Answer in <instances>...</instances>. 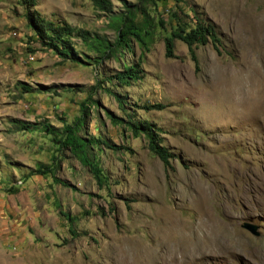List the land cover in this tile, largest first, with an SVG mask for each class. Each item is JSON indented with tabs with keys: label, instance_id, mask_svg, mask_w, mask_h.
<instances>
[{
	"label": "rangeland",
	"instance_id": "obj_1",
	"mask_svg": "<svg viewBox=\"0 0 264 264\" xmlns=\"http://www.w3.org/2000/svg\"><path fill=\"white\" fill-rule=\"evenodd\" d=\"M21 1L0 0V264H264V0L148 4L146 50L132 43L133 54L97 57L73 37L78 63L40 45L25 14L112 43L109 15L91 0ZM124 1L140 0H111L112 13H122ZM196 17L221 40V54L211 43L195 48L198 71L180 40L174 57L164 54L171 25ZM122 60H140L142 78L118 82ZM89 94L98 104L90 105L82 136L122 147L89 151L108 178L102 187L42 125L63 134ZM153 103L164 107L142 108ZM110 115L155 124L172 169ZM53 155L55 177L67 185L31 174ZM243 221L258 224L260 234L242 229Z\"/></svg>",
	"mask_w": 264,
	"mask_h": 264
},
{
	"label": "trees",
	"instance_id": "obj_2",
	"mask_svg": "<svg viewBox=\"0 0 264 264\" xmlns=\"http://www.w3.org/2000/svg\"><path fill=\"white\" fill-rule=\"evenodd\" d=\"M177 1V0H176ZM33 4L34 0H24L21 3ZM95 8L105 12L109 15V26L115 31V39L111 43L104 37L92 34L88 30H82L75 28L65 21H59L57 23L44 20L38 14L34 12H27L25 14L28 25L33 30L36 37V41L40 43L46 49H50L55 55L60 58V61H72L83 62L78 53L74 50L73 37H78L81 41L90 49L99 53L100 56L106 54H122L124 51L133 54V44L136 43L141 49L146 50L148 48V42L153 34V25L151 24L148 13L146 12V6L148 4L156 5L157 2L165 4L167 0H140L139 4H128L124 1L126 9L119 14H114L113 5L111 0H91ZM138 14H141L138 19ZM175 13H171V17H174ZM157 24L161 27L164 26V21L159 18ZM180 40L187 45L188 52L191 60L195 65V71H198V59L195 52V48L199 45H206L211 43L217 54H221V40L217 35L212 24L206 23L199 18H195L192 25L186 23H180V21L171 25V29L168 35L164 37V48L166 57H174V41ZM141 58V57H140ZM142 59V58H141ZM140 60L135 62L131 61L126 64V61L122 60V70L114 75V78L125 85L130 84L133 81H137L142 78L140 68ZM23 92H31L33 89L25 82H19ZM123 105V102L119 100V104ZM98 102L92 99V95L87 96V101H82L79 104L80 115L75 117L72 125L65 123L63 125V131L58 135V131L54 132L52 126L49 123H43V128L47 133L52 134V141L57 144L58 148H66L77 159L86 166L92 175L95 177L98 186L102 187L104 183L108 182V178L102 173V169L99 167L95 160V157L89 153L92 146L101 143L104 147L117 151L122 147L115 145L107 141L104 138L84 137L81 134V130L84 127L86 118L90 115V105H97ZM163 104L153 103L145 104L142 108L146 110L150 109H162ZM115 123H122L123 126L129 129L133 137L143 135L147 140L148 150L157 156L165 170L172 169L170 159L173 154L161 144V137L159 136V128L155 124L148 121H135L127 120L120 117L109 116ZM13 123L19 125L22 129H34V124L30 122H22L18 119H13ZM56 156H52V163L39 164L31 174H50L57 182L63 185L66 183L60 181L55 177L56 167L59 165L54 161ZM68 220H72L70 216L66 214ZM69 231L71 235H77V232L70 226Z\"/></svg>",
	"mask_w": 264,
	"mask_h": 264
},
{
	"label": "water",
	"instance_id": "obj_3",
	"mask_svg": "<svg viewBox=\"0 0 264 264\" xmlns=\"http://www.w3.org/2000/svg\"><path fill=\"white\" fill-rule=\"evenodd\" d=\"M240 227L245 229L246 231H248L250 234L254 235V236H258L260 234L259 232V225L255 224L253 222L250 221H243L240 224Z\"/></svg>",
	"mask_w": 264,
	"mask_h": 264
},
{
	"label": "clouds",
	"instance_id": "obj_4",
	"mask_svg": "<svg viewBox=\"0 0 264 264\" xmlns=\"http://www.w3.org/2000/svg\"><path fill=\"white\" fill-rule=\"evenodd\" d=\"M243 229V228H242ZM245 230V229H244Z\"/></svg>",
	"mask_w": 264,
	"mask_h": 264
}]
</instances>
